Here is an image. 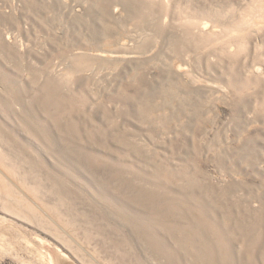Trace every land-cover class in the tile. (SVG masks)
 Wrapping results in <instances>:
<instances>
[{"label": "rangeland", "instance_id": "374dc122", "mask_svg": "<svg viewBox=\"0 0 264 264\" xmlns=\"http://www.w3.org/2000/svg\"><path fill=\"white\" fill-rule=\"evenodd\" d=\"M0 264H264V0H0Z\"/></svg>", "mask_w": 264, "mask_h": 264}, {"label": "bare ground", "instance_id": "6f19581e", "mask_svg": "<svg viewBox=\"0 0 264 264\" xmlns=\"http://www.w3.org/2000/svg\"><path fill=\"white\" fill-rule=\"evenodd\" d=\"M128 11H130L129 9H128ZM206 24V23H205ZM142 27H143V29H145L146 28V26H145V24L143 23V25H142ZM187 87V86H186ZM187 90V89H186ZM170 234H173V233H170Z\"/></svg>", "mask_w": 264, "mask_h": 264}]
</instances>
